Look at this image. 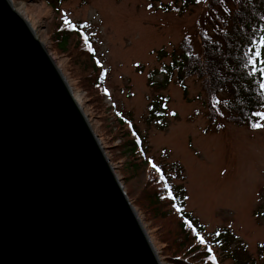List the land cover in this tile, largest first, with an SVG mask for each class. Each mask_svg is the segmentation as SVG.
Returning a JSON list of instances; mask_svg holds the SVG:
<instances>
[{
  "label": "rangeland",
  "instance_id": "1",
  "mask_svg": "<svg viewBox=\"0 0 264 264\" xmlns=\"http://www.w3.org/2000/svg\"><path fill=\"white\" fill-rule=\"evenodd\" d=\"M208 1L201 0L179 14L172 0H64L57 14L42 0H10L64 76L161 264H174L172 259L180 247L175 244L180 239L175 226L178 222L174 214L162 219L158 212H152L146 198L148 191L163 190L161 199L171 201L169 186L185 188V211L204 225L207 248L196 243L188 227L190 250L211 249L215 264H233L234 252L240 260L261 263L257 257L258 245L264 244V129L235 127L224 118L208 121L209 107L200 81L185 79L184 93L176 76L166 81L168 74L162 69L169 65L172 52L186 36L199 52L196 26ZM65 19L73 26L78 22L89 26L97 61L106 72L101 97L87 90L84 60L73 50L74 38L69 39L66 51L57 47L55 35L62 26L70 28ZM154 101H159L164 111L159 122L147 119L148 105ZM115 117H120L125 126H120ZM127 125L144 138L147 165L136 169L131 165L138 162L124 146L132 136ZM149 161L163 171L172 163L179 165L182 179L168 172L161 182ZM219 230L229 234L232 245L228 254L212 247L218 242L207 236ZM238 247L244 250L239 252ZM188 257L194 264L213 263L210 258L204 259L202 252Z\"/></svg>",
  "mask_w": 264,
  "mask_h": 264
},
{
  "label": "water",
  "instance_id": "2",
  "mask_svg": "<svg viewBox=\"0 0 264 264\" xmlns=\"http://www.w3.org/2000/svg\"><path fill=\"white\" fill-rule=\"evenodd\" d=\"M0 264H161L58 67L0 0Z\"/></svg>",
  "mask_w": 264,
  "mask_h": 264
},
{
  "label": "trees",
  "instance_id": "3",
  "mask_svg": "<svg viewBox=\"0 0 264 264\" xmlns=\"http://www.w3.org/2000/svg\"><path fill=\"white\" fill-rule=\"evenodd\" d=\"M52 11L59 14L61 5L64 0H42ZM149 2H159L160 0H148ZM201 1V0H200ZM176 10L182 14L186 10L194 7L197 0H172ZM164 8H167L166 6ZM60 17H63L60 15ZM88 27L85 23H74L73 28L64 29L62 26L55 38L58 40V49L66 51L69 39L74 38L75 45L73 50L83 58V71L87 74V87L90 94L102 95L104 86V71L101 64L97 61V50L94 47L95 39L88 36ZM196 36L199 40V52L194 50L192 39L186 36L178 45V48L171 54L169 65L162 69L168 76L166 81L174 74L177 84L185 93L184 80L195 78L200 81L201 89L204 93L209 113L207 120L212 123L216 118H224L226 122L235 127L251 128L253 122H261L257 117L252 115L253 112H264V93L261 92L260 85L262 78L260 70L264 68V55H261L259 61L256 53L264 52V0H209L205 7L204 14L198 20L196 26ZM87 38V40H85ZM89 46L91 51H89ZM154 74L151 73L149 80L152 81ZM165 81V82H166ZM152 84V82H151ZM91 90V91H90ZM93 92V93H92ZM225 98L221 99L220 97ZM101 97V96H100ZM210 109L212 113H210ZM148 121H161L163 118V108L161 103L154 101L148 105ZM120 126H125V122L120 117H115ZM128 134L132 136L126 141L125 147L130 155L134 158L137 165H131L138 168L139 165H147L144 159V138L131 129L129 125ZM137 136L134 138V135ZM160 176L166 179L167 173L172 172L179 175L182 179L181 167L175 163L169 165L167 171L159 168ZM165 170V169H164ZM149 184L146 188H148ZM172 200L165 201L161 199V191H148V205L152 207V212L159 213L164 219L166 216L177 218L175 223L179 231V242L175 240L179 255L172 259L174 264H194L190 262V257L197 256V252H202L204 259L207 261L211 252L206 250L189 249L191 241L188 239L190 232L188 226L184 223L187 220L195 234L205 237L204 225L196 219L190 212L185 211L186 191L182 186H169ZM175 208L176 212H173ZM162 215H160L161 210ZM179 209V211H178ZM216 233H219L217 236ZM194 234V233H193ZM191 235L195 238V234ZM218 243L213 242L212 247L222 249L228 254L231 247L228 232L219 230L208 234ZM174 236V235H173ZM172 236V237H173ZM172 237L170 239H172ZM189 246V247H187ZM210 247V246H209ZM186 248V250H185ZM211 248V247H210ZM236 247H233V250ZM232 249V248H231ZM239 252L244 248H239ZM231 259L233 264H264V244L258 245V260H249L246 258L240 260L236 252L232 253ZM202 264V261L199 262ZM207 264H213L208 261Z\"/></svg>",
  "mask_w": 264,
  "mask_h": 264
},
{
  "label": "snow or ice",
  "instance_id": "4",
  "mask_svg": "<svg viewBox=\"0 0 264 264\" xmlns=\"http://www.w3.org/2000/svg\"><path fill=\"white\" fill-rule=\"evenodd\" d=\"M200 0H197V3H199ZM149 7H151L149 5ZM64 23L67 24L70 28L73 27V25L71 24V22L67 19L64 20ZM85 40H87V38H85ZM89 51H91V47H89L88 49ZM261 55H264V52H260V53H256V58L257 60L259 61ZM260 75H261V78H262V83L260 85V88H261V92L264 93V68H262L260 70ZM173 116H175V113L173 112L172 113ZM252 115L254 117H257L259 119V121H262L264 122V112H253ZM251 127L253 130H260V129H264V123H261V122H253L251 124ZM149 164L152 165V167L155 169V171L157 173H159L161 170L156 167V165L152 162V161H149ZM160 180L161 182L163 181V176L161 175L160 176ZM171 197V194H169V198ZM179 211V209H178ZM184 223L191 229L192 228V225L187 221L185 220ZM193 230V233L195 234V229H192ZM216 235L218 236L219 233H216ZM195 238H196V243L199 244V245H202V246H205V248H207V244H206V240L204 237L200 236L199 234H195ZM209 252H211V249H208ZM210 259L213 261V264H215V257H211L210 256Z\"/></svg>",
  "mask_w": 264,
  "mask_h": 264
},
{
  "label": "bare ground",
  "instance_id": "5",
  "mask_svg": "<svg viewBox=\"0 0 264 264\" xmlns=\"http://www.w3.org/2000/svg\"><path fill=\"white\" fill-rule=\"evenodd\" d=\"M74 97V96H73ZM75 99V98H74ZM77 101V100H76ZM77 103H78V101H77ZM79 104V103H78Z\"/></svg>",
  "mask_w": 264,
  "mask_h": 264
}]
</instances>
